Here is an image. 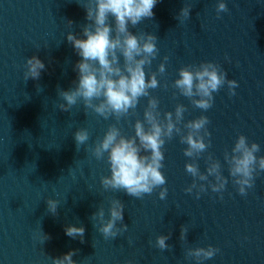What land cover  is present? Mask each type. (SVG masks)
Instances as JSON below:
<instances>
[{
    "label": "water",
    "instance_id": "95a60500",
    "mask_svg": "<svg viewBox=\"0 0 264 264\" xmlns=\"http://www.w3.org/2000/svg\"><path fill=\"white\" fill-rule=\"evenodd\" d=\"M87 3L0 0V264H52V257L69 250H75L73 259L80 264H197L186 257L187 248L208 245L218 251L202 264H264V171L244 195L229 177L222 193L206 187L197 197L196 189L184 190L193 179L184 167L192 158L174 135L163 145L168 189L163 200L159 188L140 198L103 188L106 157L96 159L91 148L110 124L132 135L148 98L141 97L135 112L119 121L85 109L82 101L69 111L58 107V90L74 87L77 78L79 57L66 34H79L89 23ZM188 4L185 19L179 10ZM226 4L218 16L216 0H158L152 17L129 27L157 37L158 54L146 67L155 71L159 63L166 65L157 73L160 85L150 90L161 114L183 103L185 121L208 116L211 143L196 162L205 171L211 153L228 176L224 152L238 135L258 142L257 155H264V0ZM34 54L45 68L38 79L25 81V62ZM202 61L219 64L238 82L233 95L226 83L221 86L207 110L196 108L172 84L180 67ZM81 127L88 129L89 139L77 150L73 134ZM49 197L59 201L55 214L48 211ZM113 198L124 204L127 228L105 238L91 217L100 206L107 216ZM68 224L83 225V239L67 236ZM181 225L188 228L185 239ZM160 234L168 235L169 247L163 250L155 243Z\"/></svg>",
    "mask_w": 264,
    "mask_h": 264
},
{
    "label": "clouds",
    "instance_id": "9594fccd",
    "mask_svg": "<svg viewBox=\"0 0 264 264\" xmlns=\"http://www.w3.org/2000/svg\"><path fill=\"white\" fill-rule=\"evenodd\" d=\"M158 0H88L85 7L89 23L82 26L79 34L68 31L67 41L72 45L79 59L74 65L77 78L74 87L58 90L62 98L59 108L69 111L78 101L85 109L108 119L114 116L117 121L134 113L141 97H147L143 118H137L133 124V134L125 135L117 124H110L91 148L96 159L106 157L109 173L100 178L104 189L123 190L128 195L140 198L159 188L158 196L163 200L168 192L166 176L162 171L165 158L163 145L166 140L178 135L185 144L184 155L192 158L185 163V170L192 176V182L184 190L196 196L210 187L213 192L222 193L228 178L231 177L241 195L254 184V177L264 171V155L258 156L260 144L249 142L244 134L238 135L230 152H224L228 165V176L222 171L219 159L207 157V167L201 171L196 158L211 143L207 125L208 116L184 120L186 106L177 103L174 110L163 115L158 107L159 100L151 95L150 90L160 85L157 73H164L166 65L159 63L155 71H148L153 59L158 54L157 37L152 32L137 34L129 25L136 26L144 18L154 15L153 9ZM191 5H184L179 10L182 18H189ZM227 10L226 0H216L217 15ZM72 23V21H68ZM122 58V62H121ZM167 60V56L164 57ZM45 63L37 55L26 59L24 78L38 79ZM228 86L229 94H235L237 80L229 79L226 70L213 61L184 65L178 69V75L172 82L180 95L187 97L201 110L209 109L214 101V94L221 86ZM186 130V131H185ZM77 150L89 139L87 128H77L73 134ZM210 177L212 179H210ZM207 182V184L202 183ZM59 201L49 197L48 211L55 214ZM124 204L118 198L110 200L107 216L103 206L92 214L97 230L105 238H115L127 224L122 223ZM118 222L119 226H118ZM83 225L68 224L65 234L83 239ZM188 228L181 225L180 238L185 239ZM44 235V240L48 237ZM168 235L156 237V246L161 250L168 248ZM218 249L212 245L189 247L186 257L193 258L197 264L212 258ZM75 250H69L52 257V264H80L73 259ZM127 264H132L128 261Z\"/></svg>",
    "mask_w": 264,
    "mask_h": 264
}]
</instances>
